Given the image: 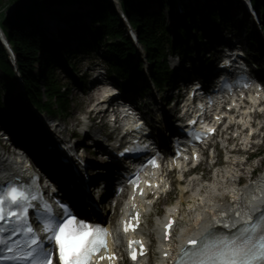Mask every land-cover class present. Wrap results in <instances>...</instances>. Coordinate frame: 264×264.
Segmentation results:
<instances>
[{
	"label": "snow or ice",
	"instance_id": "6c2138e0",
	"mask_svg": "<svg viewBox=\"0 0 264 264\" xmlns=\"http://www.w3.org/2000/svg\"><path fill=\"white\" fill-rule=\"evenodd\" d=\"M129 150L126 148L124 151ZM136 183L138 186V180ZM36 199V196H30L24 190L23 185L9 183L7 186H0V233L10 229V235L18 232L28 234L23 246L17 245L16 248L8 243L10 236L0 237V245L4 246V251L15 253L13 256L0 255V259L27 260L29 264H94V258L98 264V261L115 259L114 254L108 252V229L99 224H89L86 218L79 217L78 213L74 214L67 206H62L61 214L50 216L43 225L44 237L33 234V227L24 222L32 201ZM45 210L51 211L50 207ZM256 220L264 221V212ZM165 227L170 229L172 223ZM127 230L125 227L124 231ZM239 231L241 236L212 245L207 241L189 240L188 244L193 246L192 251L181 247L176 264H185L184 257H188L191 264H264V228L257 222L246 221ZM167 236L166 232L165 238ZM44 239L48 241V245L42 243ZM133 244L140 245L141 248L143 245L139 240L129 241V254L135 260ZM197 245L200 246L196 247ZM98 253L101 254L97 257ZM140 255H144L143 251Z\"/></svg>",
	"mask_w": 264,
	"mask_h": 264
},
{
	"label": "trees",
	"instance_id": "16d2710c",
	"mask_svg": "<svg viewBox=\"0 0 264 264\" xmlns=\"http://www.w3.org/2000/svg\"><path fill=\"white\" fill-rule=\"evenodd\" d=\"M68 1L72 0H9L10 3L15 4L13 15L3 17V27L13 45L17 65L24 81L26 98L38 106L43 104L50 112H53L51 109V103H53L56 107L55 110L60 115H65L67 111L68 88L63 87L65 85L61 83L60 78L55 75L53 69L49 68L48 59H43V67L47 66L48 70L45 72V76L41 78V82L31 72L33 63L37 59V51L43 50L46 43L35 35L33 27L30 26V18L35 13L47 12L51 6ZM125 10L131 23L135 26L137 36L144 47L151 66V80L155 85H160L171 77L166 60L163 59V52L166 49L174 50L187 47V32L183 28H179L182 38L173 41L171 36L167 35L166 23L161 16L152 15L142 18L139 9H133L130 0H125ZM50 11L52 12L53 9ZM74 14L64 13L59 18L73 19V16H77L79 12ZM98 15V17L94 18V22L98 24V29L94 30L89 27L95 34L92 38V43H101L103 45V58L109 66L123 73L128 78V71L124 68V64L131 55L132 47L123 35L120 22L109 8H103ZM39 16L43 17V14H39ZM189 22L194 24L196 21L192 22V17H190ZM25 23L26 25H24ZM212 23H215L214 20H212ZM62 34H64V31L59 30L58 36L61 37ZM54 45L56 46L58 43L55 42ZM2 53L3 51L0 47V70L1 72H7L9 66L3 60ZM52 60L51 56L50 61L52 62ZM42 96L45 97L46 101L42 99Z\"/></svg>",
	"mask_w": 264,
	"mask_h": 264
},
{
	"label": "bare ground",
	"instance_id": "6f19581e",
	"mask_svg": "<svg viewBox=\"0 0 264 264\" xmlns=\"http://www.w3.org/2000/svg\"><path fill=\"white\" fill-rule=\"evenodd\" d=\"M148 2L150 3L151 0H148ZM212 2L216 5L220 4L218 0H213ZM190 4L192 7L194 6L197 8V10L201 13L197 1L191 0ZM206 5L207 6L204 7L205 9L203 10H210L209 8L214 7H210L209 3ZM42 29L43 28L39 25L38 30L43 32L44 30L42 31ZM247 118L248 116L242 115L237 116L235 119L241 122V125L245 126L248 121ZM234 127L235 126L228 127L225 131L228 129H233ZM245 132H247L245 128H240L237 125L230 138H221L220 143L222 144V149H226L228 147L230 140H235L237 138L242 140L241 145H243L249 139ZM255 135L257 137L259 133H254L252 137L254 138ZM234 150L235 152H239V150ZM234 150H226V153H229L226 160L227 164L229 165H225L223 169L215 170L213 176H216V179H214L213 176L205 182L194 177L186 179L184 187H182L181 190V194H183V196L179 199H176V202L174 205H172V207L175 209L177 208L175 205H179V219L181 216L186 214L184 217L185 223L184 226L180 228L178 232L179 235L195 232L199 228H211L216 224L218 218H228L232 215H235L242 205L244 206V210L247 212V214L251 215L264 204V170L258 175L257 178H255L254 181H252L249 185L247 184L245 188H237L234 184L227 185L224 181L227 178L234 177L239 171L247 176L244 163L234 159L235 154H232V152L235 153ZM237 163L242 166L241 169L236 167ZM7 164L10 165L11 163L9 162ZM217 177L220 179H217ZM184 192H186V195H184ZM184 200L186 201L185 210L184 208H180V204L183 205ZM100 219H103L102 215H100ZM237 220L238 219L234 218L235 223ZM156 234L157 228L155 226L150 235L156 237ZM142 260V262L145 263V258ZM156 263H158L157 257L155 260V264Z\"/></svg>",
	"mask_w": 264,
	"mask_h": 264
},
{
	"label": "rangeland",
	"instance_id": "374dc122",
	"mask_svg": "<svg viewBox=\"0 0 264 264\" xmlns=\"http://www.w3.org/2000/svg\"><path fill=\"white\" fill-rule=\"evenodd\" d=\"M135 1L136 0H132L133 3ZM190 1L191 0H189L188 9H191V10L195 9V7L194 6L192 7V5L190 4ZM192 1H197V4H198V6H199V8L201 10V14H202V11L203 12L207 11V10H203V9H205L204 7L207 6L206 5L207 3L210 4V7L211 6L212 7L213 6L216 7V6L220 5L221 3H225V0H218L220 2V4H217V5L212 2L213 0H192ZM146 4H147L148 10H156L154 13L162 11V13H163V15L165 17L166 23L169 26V32H170L171 36H173V31L176 28V26H170V24H169L170 23L169 22V16L170 15L168 14L167 10L165 11L162 8H159V1L158 0H151L150 3L147 1ZM13 8H14L13 7V3H10L9 0H0V19L1 18L3 19V17L9 16L12 13V9ZM209 9H212V8H209ZM195 14H196V16H198L197 13H195ZM82 21H83V19H82ZM47 23L49 24V25H47V28H49L50 26H52L54 24L53 22H50V21H48ZM201 25L199 24V28H200ZM94 26L97 27L96 25H94ZM59 27L60 28H67V26H65V25H62V27H61V25H59ZM206 27H207V25H203L201 27L202 32H207V30H205ZM185 28L189 32V37H190V39L192 41V43H191L192 46L193 45L195 46L197 43H196V40H195L194 32H192V30L188 29L187 25H186ZM42 33L44 34V33H46V31L44 30V32H42ZM240 37H242L245 40V43H246L247 47L249 48V50L251 52L253 51V48H256V45L258 43V39L257 40H256V38L250 39V37H248L247 35H243V34ZM69 42L70 43H74L75 40L74 39H70ZM49 53L51 54L52 52L49 51ZM53 53L55 54V56H58L59 59L62 61V63L60 64L61 65L60 67L62 69L59 70V73L62 75V77H64L65 81L67 80L66 82L68 84H73L72 91H71V97H70L71 103H70V106H69L68 115H67V117L62 118V119L60 117H58L59 121L61 123L62 129H64V133L68 134V133L73 132L75 130L76 126L78 125L80 116L83 113L88 111L87 104L85 103V100H86L85 94L83 92H81V90L79 88H77V85H79V83L77 84L76 82H74L75 79H76V75L81 76L86 71V68H87L86 65H87L88 61H90V62H99L98 61L99 59H98V57L94 56L93 54L88 56V57L87 56H83V55H78L77 57H72L71 58L70 61H72L74 63V66L70 67V66L67 65V61L65 59V56H66L65 53H63L61 49H59V50L56 49V51H54ZM202 55L203 54H199L198 52L195 53L194 56H193V61H197V59H200L199 56L201 57ZM168 61H169V65L173 67L174 66V59L169 57ZM131 63L132 62L130 61V64ZM38 70H39V66H37L35 68V71H34L36 76H38ZM3 78H4V75L0 72V79H3ZM130 84L131 83H129V85ZM166 94L168 95L170 93H166ZM10 95L12 96V94H10ZM163 95H164V93H163ZM21 97H22V94H21ZM144 99H145L144 102L146 104H149L151 102V94L146 92ZM8 100H9V98H8ZM142 108L145 109V105H142ZM262 131L264 132V129H262ZM254 137H256V135ZM259 139L256 140V143L258 144V146L255 147V149H253V150H257L259 152L263 151V153H261L259 157L255 158L254 160L251 161V163L249 165V169L254 168L255 166H257L259 164L260 161H262L264 159V138H263V142L262 143H260ZM230 141H234V140H230ZM234 152H235V150H234ZM227 165H229V164H227ZM201 166H202V168L204 167L203 165H201ZM236 167L241 169L242 166L239 163H237ZM182 196H183V194L180 195V197H182ZM158 210H159V207H158ZM183 223H184V220H181L180 224H183ZM151 260L154 261V259H151ZM153 261H151V264H153Z\"/></svg>",
	"mask_w": 264,
	"mask_h": 264
}]
</instances>
